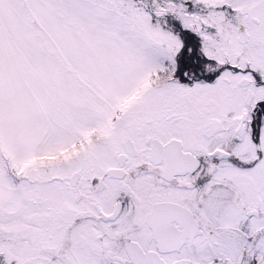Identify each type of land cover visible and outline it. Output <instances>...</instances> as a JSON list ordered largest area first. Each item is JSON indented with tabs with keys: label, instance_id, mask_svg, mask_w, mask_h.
<instances>
[{
	"label": "snow or ice",
	"instance_id": "obj_1",
	"mask_svg": "<svg viewBox=\"0 0 264 264\" xmlns=\"http://www.w3.org/2000/svg\"><path fill=\"white\" fill-rule=\"evenodd\" d=\"M0 264H264V0H0Z\"/></svg>",
	"mask_w": 264,
	"mask_h": 264
}]
</instances>
